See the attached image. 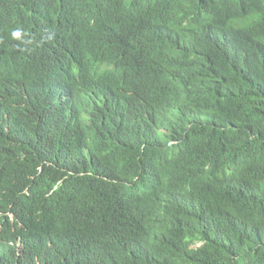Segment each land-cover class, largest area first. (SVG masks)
<instances>
[{
  "label": "trees",
  "instance_id": "obj_1",
  "mask_svg": "<svg viewBox=\"0 0 264 264\" xmlns=\"http://www.w3.org/2000/svg\"><path fill=\"white\" fill-rule=\"evenodd\" d=\"M87 1L103 7V28L121 48L117 68L90 75L116 95L112 134L65 162L75 174L55 175L67 176L68 196L118 205L142 163L161 172L172 199L152 207L151 189L128 188L139 232L100 264H264V0ZM10 2L29 10L46 0ZM137 14L139 23L123 20ZM35 160L0 154V210L13 203L16 215L6 231L28 218L14 200ZM98 231L113 240L108 226Z\"/></svg>",
  "mask_w": 264,
  "mask_h": 264
},
{
  "label": "clouds",
  "instance_id": "obj_2",
  "mask_svg": "<svg viewBox=\"0 0 264 264\" xmlns=\"http://www.w3.org/2000/svg\"><path fill=\"white\" fill-rule=\"evenodd\" d=\"M103 12L100 4L87 0H46L29 10L20 2L0 0V154L9 160L36 157L26 164L28 173L14 200L28 218L9 232L4 222L16 220L13 203L0 210V264H100L139 232V218L123 202L128 188L151 189L152 207L172 204L170 191L158 181L161 172L142 163L125 181L118 205L68 196L62 191L67 176L55 175L60 170L75 174L76 168H66L65 162L112 134L108 120L116 95L90 80L91 74L121 62L119 44L103 28ZM123 20L136 24L141 17ZM175 35L179 41L183 37ZM4 63L14 66L4 70ZM158 161L152 157L150 166ZM49 181L54 185H45ZM151 182L155 185L148 187ZM152 217L148 212L140 219L144 224ZM104 225L113 240L104 241L98 231Z\"/></svg>",
  "mask_w": 264,
  "mask_h": 264
},
{
  "label": "water",
  "instance_id": "obj_3",
  "mask_svg": "<svg viewBox=\"0 0 264 264\" xmlns=\"http://www.w3.org/2000/svg\"><path fill=\"white\" fill-rule=\"evenodd\" d=\"M63 73H67V72H63ZM69 74L72 75L73 71H70ZM158 181H160V179H158Z\"/></svg>",
  "mask_w": 264,
  "mask_h": 264
},
{
  "label": "bare ground",
  "instance_id": "obj_4",
  "mask_svg": "<svg viewBox=\"0 0 264 264\" xmlns=\"http://www.w3.org/2000/svg\"><path fill=\"white\" fill-rule=\"evenodd\" d=\"M153 182H151V184H152ZM148 187L150 186L149 184L147 185ZM45 218V217H44Z\"/></svg>",
  "mask_w": 264,
  "mask_h": 264
}]
</instances>
